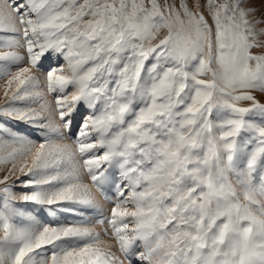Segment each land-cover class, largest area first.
Masks as SVG:
<instances>
[{"label": "snow or ice", "instance_id": "6c2138e0", "mask_svg": "<svg viewBox=\"0 0 264 264\" xmlns=\"http://www.w3.org/2000/svg\"><path fill=\"white\" fill-rule=\"evenodd\" d=\"M252 3L0 0V264H264Z\"/></svg>", "mask_w": 264, "mask_h": 264}, {"label": "rangeland", "instance_id": "374dc122", "mask_svg": "<svg viewBox=\"0 0 264 264\" xmlns=\"http://www.w3.org/2000/svg\"><path fill=\"white\" fill-rule=\"evenodd\" d=\"M255 8L257 18L260 17L261 13H264V0H253L251 5H246ZM15 70V69H13ZM3 79H0V105H3L6 101V97L3 94ZM258 97L264 99V94L257 93ZM50 98V97H49ZM10 126L14 127L16 130L20 131L21 133L29 135V137L35 140L37 143L42 142L41 136L38 134V130L34 128H30L24 124H16L14 121L8 122ZM7 167H10L8 165ZM19 191V189H17ZM95 192V189H94ZM111 195V193H109ZM98 203L102 204L106 209H110L111 205L107 204L104 201L103 196H101L98 192L96 193ZM27 210H31L34 206L33 205H25L24 206ZM85 216L92 220L91 224H88V227H93L97 231H102L103 225L98 224V220L101 218L98 213L95 211H89L85 213ZM41 219H44L45 222H48L46 216H41ZM71 219V218H70ZM103 239L110 240L109 237H102ZM111 242V241H110Z\"/></svg>", "mask_w": 264, "mask_h": 264}]
</instances>
